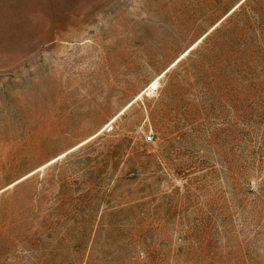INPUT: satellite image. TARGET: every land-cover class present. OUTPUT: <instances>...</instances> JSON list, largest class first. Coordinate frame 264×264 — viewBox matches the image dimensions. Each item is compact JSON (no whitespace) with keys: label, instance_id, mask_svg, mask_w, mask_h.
<instances>
[{"label":"rangeland","instance_id":"rangeland-1","mask_svg":"<svg viewBox=\"0 0 264 264\" xmlns=\"http://www.w3.org/2000/svg\"><path fill=\"white\" fill-rule=\"evenodd\" d=\"M241 1L0 0V264H264Z\"/></svg>","mask_w":264,"mask_h":264},{"label":"trees","instance_id":"trees-1","mask_svg":"<svg viewBox=\"0 0 264 264\" xmlns=\"http://www.w3.org/2000/svg\"><path fill=\"white\" fill-rule=\"evenodd\" d=\"M253 1L244 0L231 12V18H240L236 27L241 25L248 32L245 41L237 42V46L223 57L220 53L207 51L201 59L203 63H219L223 72L238 79L246 77L250 68L264 64V0L251 7Z\"/></svg>","mask_w":264,"mask_h":264},{"label":"bare ground","instance_id":"bare-ground-1","mask_svg":"<svg viewBox=\"0 0 264 264\" xmlns=\"http://www.w3.org/2000/svg\"><path fill=\"white\" fill-rule=\"evenodd\" d=\"M191 49H192V48H191ZM188 50H190V49H188ZM184 54H185V53H184ZM184 54H183V55H184ZM183 55H182L181 57H183ZM181 57H180V58H181ZM178 61H179V60H177L174 64H176ZM174 64H173V65H174ZM170 67H172V66H170ZM170 67H169V68H170ZM165 72H166V71H165ZM156 85H157V80H155V81L151 84V87H155ZM130 104H132V102H130L128 105L130 106ZM127 108H128V107H127ZM127 108H125V110H126ZM97 135H98V134H97ZM93 137H94V136H93Z\"/></svg>","mask_w":264,"mask_h":264},{"label":"water","instance_id":"water-1","mask_svg":"<svg viewBox=\"0 0 264 264\" xmlns=\"http://www.w3.org/2000/svg\"><path fill=\"white\" fill-rule=\"evenodd\" d=\"M242 1H244V0H242ZM242 1H241V2H242ZM239 5H240V3H239L237 6H239ZM237 6H236V7H237ZM236 7H234L233 9H231V10L228 12V14H230L232 11H234V9H235ZM219 22H220V21H219ZM217 24H218V23H217ZM217 24H215V25L213 26V28L216 27ZM190 50H191V49H190ZM190 50H189V51H190ZM189 51H188V52H189ZM174 65H175V64H174ZM170 68H171V67H170ZM170 68H169V69H170ZM167 71H168V70H167ZM167 71H166V72H167ZM132 103H133V102H132ZM130 105H131V104H130ZM128 107H129V106H128Z\"/></svg>","mask_w":264,"mask_h":264},{"label":"built area","instance_id":"built-area-1","mask_svg":"<svg viewBox=\"0 0 264 264\" xmlns=\"http://www.w3.org/2000/svg\"><path fill=\"white\" fill-rule=\"evenodd\" d=\"M152 138H153V135H148V136H146V140H147V141H152Z\"/></svg>","mask_w":264,"mask_h":264}]
</instances>
